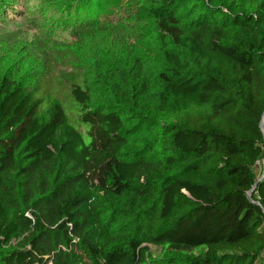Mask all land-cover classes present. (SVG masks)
Instances as JSON below:
<instances>
[{
	"label": "trees",
	"instance_id": "trees-1",
	"mask_svg": "<svg viewBox=\"0 0 264 264\" xmlns=\"http://www.w3.org/2000/svg\"><path fill=\"white\" fill-rule=\"evenodd\" d=\"M149 1L128 65L0 76V264H264V0Z\"/></svg>",
	"mask_w": 264,
	"mask_h": 264
},
{
	"label": "rangeland",
	"instance_id": "rangeland-1",
	"mask_svg": "<svg viewBox=\"0 0 264 264\" xmlns=\"http://www.w3.org/2000/svg\"><path fill=\"white\" fill-rule=\"evenodd\" d=\"M15 5L0 16V76L26 87L43 71L45 61L55 63L63 77L74 64L86 75L128 65L146 49L155 29L149 0H97L91 13L62 0L35 5L18 0ZM259 170L260 163L254 162L256 178Z\"/></svg>",
	"mask_w": 264,
	"mask_h": 264
},
{
	"label": "clouds",
	"instance_id": "clouds-1",
	"mask_svg": "<svg viewBox=\"0 0 264 264\" xmlns=\"http://www.w3.org/2000/svg\"><path fill=\"white\" fill-rule=\"evenodd\" d=\"M39 3V0H29V4L30 5H35V4H38Z\"/></svg>",
	"mask_w": 264,
	"mask_h": 264
},
{
	"label": "water",
	"instance_id": "water-1",
	"mask_svg": "<svg viewBox=\"0 0 264 264\" xmlns=\"http://www.w3.org/2000/svg\"><path fill=\"white\" fill-rule=\"evenodd\" d=\"M254 186L252 187V189L249 191V195L251 194V191L253 190Z\"/></svg>",
	"mask_w": 264,
	"mask_h": 264
}]
</instances>
